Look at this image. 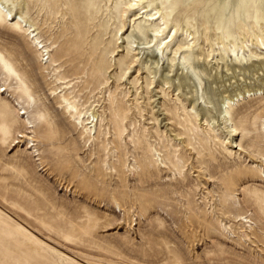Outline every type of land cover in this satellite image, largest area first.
Returning a JSON list of instances; mask_svg holds the SVG:
<instances>
[{
    "label": "rangeland",
    "instance_id": "1",
    "mask_svg": "<svg viewBox=\"0 0 264 264\" xmlns=\"http://www.w3.org/2000/svg\"><path fill=\"white\" fill-rule=\"evenodd\" d=\"M261 1L0 0V264H264Z\"/></svg>",
    "mask_w": 264,
    "mask_h": 264
},
{
    "label": "bare ground",
    "instance_id": "2",
    "mask_svg": "<svg viewBox=\"0 0 264 264\" xmlns=\"http://www.w3.org/2000/svg\"><path fill=\"white\" fill-rule=\"evenodd\" d=\"M145 2V0H128V2L126 3V7L123 11V14H125L128 10H133L137 7H140L143 3ZM260 2H262L260 0ZM220 6H224V9L226 8L225 4H222ZM140 10L142 11L141 13L143 15H145V17L147 18L146 21L147 22H155V21H160V23L157 25L156 28H154L153 30H150L152 32V34L150 35V39L147 41H142V42H137L138 46H141L140 48H138L140 50V52H142L143 50H148L151 47L155 46L156 51L158 52L159 59L156 61L157 63L163 60L164 57V50L167 51V49L169 48L168 45L173 41V39L176 37V34L178 32V30H176V28L171 31L169 30L168 35L166 36V40H163L161 37H163L164 33L168 30V21L165 18L164 15H162V13L159 12V10H156L154 13H152L151 11L153 10V8H150V6H142L140 8ZM125 16V15H124ZM7 17V16H6ZM263 31H261V35H254L253 38H255V43L251 44V46L255 47V49L257 50H261L264 51V34H262ZM191 34H189L190 36ZM193 39V38H192ZM191 39V40H192ZM136 43V42H135ZM187 49H190L192 47V45H188L187 44ZM250 44L248 45L247 40L244 41L243 43H241L240 45L232 42L230 44H228L227 48L229 50V52L231 53L232 57L234 56V58L238 59L239 57H245L244 55H246V53H251V50L249 49ZM222 49V51H224V53L226 54L225 48L224 46L220 47ZM187 51V50H186ZM250 55V54H249ZM247 58L248 57L247 55ZM256 58V56H255ZM246 59V58H245ZM170 62H172L171 65H173L174 60L170 59ZM180 65L189 73L192 74V77L194 79H196L198 81V77L194 75L193 71H192V67L191 66H187L186 65V61H181ZM171 67V66H170ZM172 68V67H171ZM198 74L200 76H204V71L203 70H197ZM199 88H200V84ZM197 92L194 93L193 97L191 96V103L193 105V109L198 105L197 103ZM206 103V102H204ZM218 111L222 114L224 112V109L221 106H218ZM231 132H236V129H234V127H231ZM236 146H233V148H235Z\"/></svg>",
    "mask_w": 264,
    "mask_h": 264
}]
</instances>
